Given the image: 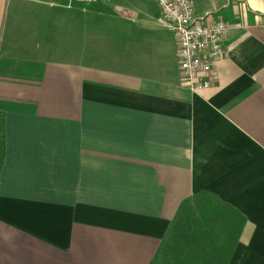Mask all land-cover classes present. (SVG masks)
<instances>
[{"label":"crops","instance_id":"0c3cea01","mask_svg":"<svg viewBox=\"0 0 264 264\" xmlns=\"http://www.w3.org/2000/svg\"><path fill=\"white\" fill-rule=\"evenodd\" d=\"M190 1L227 27L197 93L153 2L0 0V264H186L202 193L243 225L227 264H264V0Z\"/></svg>","mask_w":264,"mask_h":264},{"label":"built area","instance_id":"2783aa9c","mask_svg":"<svg viewBox=\"0 0 264 264\" xmlns=\"http://www.w3.org/2000/svg\"><path fill=\"white\" fill-rule=\"evenodd\" d=\"M90 4L97 0H73ZM161 19L172 28L182 84L191 92L209 89L216 81L214 67L224 56L222 42L227 32L221 21L206 23L195 16L190 0H152Z\"/></svg>","mask_w":264,"mask_h":264},{"label":"trees","instance_id":"16d2710c","mask_svg":"<svg viewBox=\"0 0 264 264\" xmlns=\"http://www.w3.org/2000/svg\"><path fill=\"white\" fill-rule=\"evenodd\" d=\"M4 129V114L0 112V171L5 155ZM224 207L216 203L208 193L199 194L190 202L182 203L164 243L191 245L190 251L181 252L182 257L189 256L186 264H227L231 253L227 247L230 244L233 248L237 233L243 225L238 226L234 221L226 222L224 216H220L221 208ZM204 213L205 216H199Z\"/></svg>","mask_w":264,"mask_h":264},{"label":"rangeland","instance_id":"374dc122","mask_svg":"<svg viewBox=\"0 0 264 264\" xmlns=\"http://www.w3.org/2000/svg\"><path fill=\"white\" fill-rule=\"evenodd\" d=\"M147 1H149V2H152V0H147ZM137 2V0H133V3H136ZM144 2H145V0H144ZM74 4H76V3H74ZM80 3H78V5H79ZM115 4H117V5H123V2H116ZM80 5H83V4H80Z\"/></svg>","mask_w":264,"mask_h":264}]
</instances>
